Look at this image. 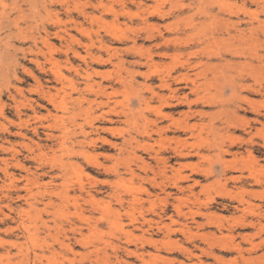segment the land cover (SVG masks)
<instances>
[{"label":"rangeland","instance_id":"obj_1","mask_svg":"<svg viewBox=\"0 0 264 264\" xmlns=\"http://www.w3.org/2000/svg\"><path fill=\"white\" fill-rule=\"evenodd\" d=\"M140 1L145 4L139 5ZM254 2L0 0V264H264V133H260L264 129V30L259 28L253 37L249 33L251 28L259 26L256 20L264 21V0ZM224 7V11L227 10L222 13ZM232 10L239 12L243 22L240 28L250 37L237 47V55L234 46L237 41L229 40L226 33L227 30L233 36L235 29L231 25L228 26L232 30L224 27L227 19L239 21L235 13H230ZM146 18L149 24H145ZM149 25L157 27L164 38H173L176 44L173 47L185 50L181 61L196 64L199 59L206 61L211 56V64L216 63L220 72L238 82L236 91L240 96L237 97L242 99L246 95L248 98L243 99L256 103V109H252L235 99L243 106L237 114L243 121L238 129L231 127V132L222 124L227 118L221 121L222 117H211L222 110L221 107H193V111L206 114L203 117L195 114L191 122L198 128L190 139L205 158L179 161L183 167L171 161L176 169L181 168V176L191 177L181 181L185 191L180 194L172 185L177 176L172 172L166 175L158 172L157 162L151 161L149 153L140 148L146 143L153 152L165 146L169 148L166 136L155 135L149 142L138 136L140 146L136 151L145 161H134L128 152L119 154V147L95 150L90 145L91 140L102 136L120 146L125 137L137 135L138 128L133 122L125 123L122 112L128 109L130 101L132 108L138 110L136 96L141 92L150 94L142 87L126 84V89L118 82L120 76L129 78V72L149 71L136 66V62L153 50L159 65L151 72L168 73L180 67L178 60L164 57L166 53L173 54L174 49H165L158 30H154L155 39L149 38ZM59 32L65 35V40L56 35ZM200 36L211 40L197 46ZM103 42L110 47L109 52L101 49ZM156 44L161 45V49ZM88 48L96 57L102 56L103 61H95L87 55ZM73 51L86 59L74 58ZM218 52L225 55L224 60H216ZM53 61L60 63L62 81L52 73L45 77L40 72L39 64L49 70ZM119 61H123L121 67L117 66ZM194 71L197 69L191 70V74H195ZM87 72L92 73L93 80L102 85L107 94L95 95L88 89ZM34 75L41 77L43 83L50 79V85L61 90L57 101L59 105L64 102L65 109L64 105L58 108L45 103L51 113L44 110L37 119L30 106L36 107L33 100L39 98L40 87ZM136 76L135 86L144 84L145 78ZM218 78L224 83L223 74L219 73ZM153 82L158 91L167 93L159 89L158 78ZM73 84L89 100H95L91 106L85 103L84 109L76 115L74 100L79 94ZM260 85L262 91L257 93ZM240 86L253 89L245 91ZM189 90L184 89V92L192 95V100L196 99ZM53 92L57 94V90ZM232 92L227 89L219 100L232 99ZM157 102H150L151 107H159ZM185 110L188 108L167 111ZM225 110L226 114H231L236 108L231 106ZM150 112L154 113L153 108L147 114L156 118ZM104 118L114 122L109 123ZM92 124L99 131L86 139L82 130L92 131ZM167 124L165 121L163 125ZM142 125L140 121L138 126ZM109 127L117 128L122 135L108 136L104 129ZM214 127L217 131H213ZM34 128H38L39 135L34 133ZM47 134H55L60 139L47 141ZM233 140L238 141L232 149L233 154L238 153V158L234 161L232 155L227 156L231 168L224 169L216 157L218 149L230 148ZM37 144L42 146L41 150ZM102 145L97 143L99 147ZM158 184L175 198L177 193L181 199L170 201L179 204L183 212L181 216L176 215L179 224L172 227L179 230L181 224H187L190 230L186 235L181 232L169 235L168 230L156 225L157 212L167 223H170V215L176 214L173 205L165 206L166 195L161 193ZM189 186L193 187L192 191ZM51 191L62 192V197L50 196ZM86 192L96 194V205ZM148 192L153 195L151 198ZM134 197L141 202L133 203ZM121 198L125 201L124 207L120 206ZM22 221L30 226L33 236L21 225ZM250 221L258 225L247 226ZM125 248L144 253L145 262ZM186 248L193 252L192 256L183 252Z\"/></svg>","mask_w":264,"mask_h":264},{"label":"bare ground","instance_id":"obj_2","mask_svg":"<svg viewBox=\"0 0 264 264\" xmlns=\"http://www.w3.org/2000/svg\"><path fill=\"white\" fill-rule=\"evenodd\" d=\"M251 1L254 2L255 0H251ZM132 2H133V0H132ZM138 4L139 5H144L145 3L140 1ZM223 4L225 5V3H223ZM227 6H229V4ZM224 9H225V7L222 9L223 10L222 13L223 12L225 13V11L227 10L226 9L224 11ZM219 10H221V9H219ZM233 10H234V8H233ZM233 10L230 11V13L231 14L235 13L233 15L237 16L239 21L231 22L232 21L231 19H229V20L227 19V26L231 25L235 29L236 34L234 33L235 35L232 36L231 33L229 31H227V30H226V33L229 35V38H228L229 40H231L232 42L233 41L234 42L237 41V43H235L237 45H234L236 47L235 54L237 55V53H238V48L237 47L240 48L241 43H243V41H245V39L247 37L248 38L253 37L254 34L259 31V28L264 30V21H261L259 19L258 20L255 19L258 22L259 26L256 27L254 25V23H251V25L255 26V27H253L251 29L246 27L247 30L250 29L249 30L250 37H249L246 34V32L244 30H241V28H240L241 25L243 24V22L241 21L242 19H240L239 12H234ZM211 14H213V13H211ZM151 15H154V14H151ZM217 15H218V13H217ZM217 15H216V17H217ZM207 16H209V15H207ZM219 17H221V16H219ZM225 18H224V21H225ZM202 21H203L202 23H205L204 20H202ZM205 21H207V20H205ZM245 22H247V21H245ZM202 23L200 22V25ZM145 24H149V19L148 18L145 19ZM193 24H194V22H193ZM213 25H215V24H213ZM217 25H215L216 29L218 27ZM222 26H224V25H222ZM227 26L226 25L224 26L225 29L230 28L229 26L228 27ZM149 27H151V33H150L151 35H149V38L150 39H155L156 36L154 34V32H155L154 30H158L159 31V29L157 27H152L150 25H149ZM230 29L232 30V28H230ZM208 32L210 33V31H208ZM233 32H234V30H233ZM209 33H208V35H209ZM214 33H215V31H214ZM159 34L161 35V39H163L162 42H163V46L165 47V49L169 50V51L174 49V53L173 54L166 53V54H164V57H167V58L170 57V58H174L175 60H178V64L177 65L180 64L179 68H182V70H180L178 67H175L171 71H169L168 73H166V72L164 73L162 71H158V72L157 71H152L151 72V70L154 67L157 68L159 63L155 62V57H157V56H155L153 50H150L148 55L145 56L144 59L141 58L140 61L135 63L136 66H138L140 68H148L149 69L148 72H146V73H142L141 71H140L141 73L140 72H131V73L129 72L128 73V74H130L129 78H124V77L120 76L119 80H118L119 84L122 83L126 89H127V85L129 87H133V88H139V87L141 88L142 87L143 90H146L150 94V96L149 95L147 96V95H145L146 92H145V94H143V92H141V93L138 94V96H136L137 103L139 105V109L138 110H134L132 108L133 103H131V101L128 102V105L125 102L126 103L125 105H127L126 107L128 109L126 108L127 109L126 111H124L125 109L123 110L124 111V112H122L123 118L125 117V123L133 122L135 124V126L138 128V129H136V132H137L136 134L137 135L130 134L128 137H125L124 140H123V143L120 146L118 144H116L115 142H113L112 140H110L108 138H103L102 136L101 137L99 136L100 137L99 139L91 140L90 145H93L95 150H96L97 147L100 148V149H107V147H110V148L114 147L113 149H115V148L119 147V154H124L125 152H128L131 155V157H133L134 161H145L144 159H142L141 157L138 156L137 151H136V149L140 146V140H139L138 136H142L144 139H147V142L153 140L155 135L160 136L161 138H164V136H166L167 139H168L167 142H170V147L169 148H167L166 146H165V148H162L163 147L162 146L161 147L162 149L153 152V151H149L150 148L147 147L148 143H146L144 146L141 145L140 148H142L143 151L149 153V157H150L151 161H156L157 162V164H158V172H161V173H163L165 175L168 172H172V173H174L177 176V178L175 177L176 179L174 181L172 180L173 181L172 185H173V188L176 189V191H178V194H180V193H183L185 191V189L181 186V181L182 180H187L188 181V180L191 179V177H189V175H188V177L181 176V168L179 167L178 169H176L177 166L176 167L173 166L171 164L172 163L171 161H177L178 162L177 164L181 165V163H179V161H184V160H188V159H192V158H205L204 154H202V152L200 150L196 149L195 146L190 142V139H192L195 136L194 132L196 130V127L198 128V126L195 123L193 124L191 122L192 119L195 117V114L197 113L201 117L205 116L206 114L193 111V107L194 106H200V105H204V106L206 105V106H211V107L215 106V107H218V108L221 107L222 110H218L217 112H215L216 114L215 115H211V117H213V118H215V116L222 117L221 121L223 119L227 118L226 121L222 122V124L225 126L224 128L229 129L228 131L231 132L232 131V129L230 130L231 127L233 129H238L240 124L242 125V123H240V122L243 121V119H240V117H238L237 114H238V111L243 106H241V104L239 105V102H237V100H235L236 98H238L237 96H240L238 94V92L236 91L237 87H238V82L232 76H230V75H228L226 73L220 72L219 69H218V65H216V63H215V65H213L214 63L211 64V62L213 61L211 56L206 61H204L203 59L202 60L199 59V62H197L196 64H192V63H189V62H183V61H181L180 57H182V55L186 53L185 50H183L179 46H174L173 47L172 45H176V44H173L174 41H175V40H173V38L172 39L164 38V35H162V33L160 31H159ZM201 34H203V33H201ZM56 35L60 39L65 40V35L62 34L61 32L56 33ZM210 37H212V36L210 35ZM116 38L121 39L122 37L116 35ZM210 40L211 39L208 38L207 36H205L203 38L200 36L197 46L207 44V43L210 42ZM215 41L216 40H214V42ZM218 41L219 40L217 39V43H218ZM93 45L94 44H92V46ZM101 45H102L101 49L103 48L106 52L110 51V47L107 46L105 42L101 43ZM242 45H244V43ZM156 46H157V48L161 49V45H157L156 44ZM181 47H183V46H181ZM90 48L87 49L88 50L87 51V53H88L87 55H89L95 61H98V62L103 61V57L102 56L96 57L95 55H93V52L90 51ZM134 50H135V48H134ZM142 53H141V55H142ZM73 54L75 56L74 58H78V59H82V60L86 59L78 51H73ZM235 54H232V55L234 56ZM160 55H161V53H160ZM114 56H115V54H114ZM224 58H225V55L224 54L222 55V53L218 52L216 60L222 61V60H224ZM51 64H52V68L51 69L49 68V70L45 66L39 64L40 72L45 77L49 76V73H52L59 81H62L63 76L61 74L60 63L53 61ZM122 64H123V61H119L117 63V66L121 67ZM239 64H241V62H239ZM242 64H243V62H242ZM250 65H252V64H250ZM223 66H224V64H223ZM170 68H172V67L170 66ZM220 68H222V67H220ZM193 69H197L196 72L194 71L195 74H191V72H190ZM224 70H225V67H224ZM231 72H233V71H231ZM210 73H212L211 74L212 75L211 78L209 77ZM219 73L223 74V79H225L223 81L224 83H221L219 81V78H218V74ZM136 74L142 75L145 78L144 84H140V85H138V87L135 86V81H136V78H137ZM193 75H194V77H193ZM92 77H93L92 73L87 72V75H86L85 78L87 79V82H88L86 84L88 89L91 90V92L93 91L95 93V95H98L99 93H102V92L104 94H107L106 93V89L104 87H102V85L96 83L93 80ZM155 77L158 78V80L160 81L159 89L160 90L162 89L163 91H166L167 93L160 92V91L157 90V87L154 85V82H153L155 80ZM34 78L38 82L39 87H40L39 98L36 99V100H33V102L37 105L36 107L33 106V104H31L30 106H31V109L34 110V113H35V116H37V119H38V117H41V115H43V111L44 110L47 111L49 114L51 113V110L48 108V106L45 103H48L49 105L56 106L58 108H60V107L63 108L64 102L59 105L58 101H57V97H58L59 92L61 90L56 88V87H52L50 85L51 84V80L50 79H45L44 80L45 83H43L42 78L39 77L38 75H34ZM201 78L203 80H200ZM181 85H184V86L181 87ZM97 86H99V88ZM260 86H261V89H259V90L257 89L258 90L257 93L262 91V85H260ZM73 88L76 91L78 90V88H76V85H74V84H73ZM240 88L244 89L245 91H250V90L253 89L252 86H240ZM113 89H114V87H113ZM184 89H190L189 91H191V94L195 95L196 99L192 100L191 99L192 95L185 93ZM227 89L233 90L232 99L230 98V100H227V101H225L223 99L219 100V97H223L224 94L226 93ZM53 90H57V94H55L53 92ZM213 90L215 91L214 93H212ZM238 90H240V89H238ZM114 91H116V90H114ZM78 94H79V97L74 100V110H73L74 115H76L77 112H80L81 110L84 109V104L85 103H87L88 106H91L92 102L95 101V100H89L84 94L81 93L80 90H78ZM123 95H126V93H124ZM231 95L232 94H230V97H231ZM233 97H234V99H233ZM128 98L129 97H127V99ZM243 98L242 99L238 98V99L241 100L240 103H246L247 105L250 106V108L256 109V103L255 102L250 101V99L248 100V99H243ZM129 100H127V101H129ZM156 100L160 103L159 107H157V108H154L155 106L151 107L150 102L156 101ZM117 103H118V101H117ZM122 103H124V102H122ZM144 105H146L145 108H144ZM231 106L235 107L236 110H233L232 112L230 111L231 114L229 112H228V114H226L227 111L225 110V108H227V110H228ZM261 106H262V104H261ZM65 107H66V105H64V109H65ZM183 107H187L188 110L187 111L186 110L185 111H178V112H168L167 111V110H169V111L172 110L173 111V110H177V109H180V108H183ZM152 108H153V111H154L153 114H155L154 116L156 118H151L150 114H147V111L152 110ZM259 108H261V107H259ZM122 109H123V105H122ZM104 120L105 121L107 120L109 123H113L114 122L113 119L104 118ZM140 121L143 123L142 126H138ZM165 121L168 123L167 125H163ZM254 122H255V120H254ZM202 126H204V124ZM215 128L216 127H214L213 131H215V130L217 131V129H215ZM91 129H92V131H90V132H86V131L82 130V134H83V136L86 139L93 132H98L99 131V128L97 126H95V124L91 125ZM104 130H105V133H107V135L112 137V138H115L117 135H122V133L117 128L109 127V128H105ZM261 132L264 133V129H262V131H260V133ZM34 133L36 135H39L38 128H34ZM195 134H196V132H195ZM230 134H232V133H230ZM230 134H229V136H230ZM19 135H20V132H19ZM98 135H99V133H98ZM46 136H47L46 140L50 141V142H55V141H58L60 139V137L55 135V134H47ZM37 138H39V137H37ZM251 139H253V138L251 137ZM98 142H101L103 145L101 147L97 146ZM81 143H83V142H81ZM134 143L136 144V147H134ZM237 144H238V141L237 140H233L232 143H231L230 148H228V149H225V148L222 149L221 148L222 150L218 149L219 152L217 153L216 157H217L218 162L221 161L220 163H221V165H222V167L224 169H230L231 168L230 166H228L229 163H227L228 162V160L226 159L227 156L232 155L233 158L235 159L234 161H236V159L238 158V155H237L238 153L237 154L236 153L235 154L232 153V149L234 147H236ZM37 146H38V148L40 150L42 149V146H40V144H37ZM252 150H254V149H252ZM106 156H107V154H106ZM88 161H97V160H89L88 159ZM19 164L20 163H18V165ZM181 167H183V166L181 165ZM234 169L236 170L237 168L234 167ZM151 170L153 171V173L155 172L154 169H151ZM223 172L225 173V171H223ZM236 179H239V178H236ZM236 179H232V180H236ZM159 185H161V184H158V186ZM162 185H163V187L165 186L164 184H162ZM192 188H193L192 186L188 187V189L190 191H192ZM83 190H84V188H83ZM160 190H161V193L166 195L165 196V200H164L165 201V206L173 205L174 211H175L176 214H171L170 217H169L170 223H167L165 221L164 217L162 216V214L157 212V217L159 218V220L156 221V225L158 227H162V228H165L166 230H168L169 235L177 233V232H181V233H184L186 235L187 231L190 230L189 226L187 224H181L182 228L179 229V230H175L172 227V225L179 224V220L176 219V215L177 216H181L183 214V212H182L181 206L179 204L176 205L175 203H171L170 201H171V199H174V201H178L179 202V201H181V199L178 198L179 196H178L177 193H176L177 197L175 198L173 196L174 194L171 193V192H168L165 188H161ZM84 191H86V190H84ZM86 193L91 198V200L93 202V205H96V194L94 193L95 194L94 195V194H92L90 192H86ZM56 195L58 197H62V192H59V193L56 194L55 191H51L50 196H56ZM148 196L151 198L153 195L150 192H148ZM49 199L51 200L52 197H50ZM119 202H120V206L124 207V202L125 201L122 198L119 200ZM132 202L133 203H139L141 201L138 199V197H134ZM97 206H98V204H97ZM129 216H130V214H129ZM88 221H89V219H88ZM21 225L24 227V229L27 231V233H29L30 237L33 236V234L31 233V228H30V226H28L26 224V222L22 221ZM257 225H258L257 222L250 221L247 226L255 227ZM244 226H245V223H244ZM129 235L130 234H128V236ZM134 236H136V235H134ZM74 238H75V236H74ZM133 238L134 237L132 235V239ZM204 241H205V239H204ZM214 241L216 242V240H214ZM220 242H222V240ZM151 243H153V240H152ZM63 244L65 246V240H64ZM153 244H155V243H153ZM68 246H70V245H68ZM222 246H223V244H222ZM223 248H225V247H223ZM99 251H101V250H99ZM125 251H127L129 254L135 255L137 258L141 259V261L145 262L144 253H140L139 250L130 251L128 248H125ZM183 252H185V253L187 252L189 254V256L193 255V252L191 250L187 249V248L183 249ZM205 253H206V251H205ZM194 257H195V255H194ZM155 260H157V259L155 258ZM117 261H119V258L117 259Z\"/></svg>","mask_w":264,"mask_h":264}]
</instances>
